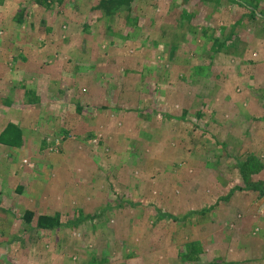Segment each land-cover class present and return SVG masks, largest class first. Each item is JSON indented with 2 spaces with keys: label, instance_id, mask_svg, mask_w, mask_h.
I'll return each instance as SVG.
<instances>
[{
  "label": "rangeland",
  "instance_id": "rangeland-1",
  "mask_svg": "<svg viewBox=\"0 0 264 264\" xmlns=\"http://www.w3.org/2000/svg\"><path fill=\"white\" fill-rule=\"evenodd\" d=\"M0 35L39 104L0 264H264V0H0Z\"/></svg>",
  "mask_w": 264,
  "mask_h": 264
},
{
  "label": "crops",
  "instance_id": "crops-1",
  "mask_svg": "<svg viewBox=\"0 0 264 264\" xmlns=\"http://www.w3.org/2000/svg\"><path fill=\"white\" fill-rule=\"evenodd\" d=\"M11 24L12 25H10L9 27L15 28V23H11ZM1 33H2V30H1ZM16 42H18L17 38H13L12 40L9 41V43L11 45H15ZM5 43H7V42H5ZM0 53L2 54L3 52H0ZM18 54H19L18 52L16 53V55L14 53H11V56H13L14 60L16 59L15 61H18L17 64L13 65V62H6V63L0 65V92L3 91L2 92L3 95L1 93L0 94L2 95V98H5L4 100H6L8 102L9 101L8 98H10L11 102H12V104L9 105V109H7V112H5L4 107H1V109H0V123H1L0 135L7 128V126L10 124L16 125L21 130V139L18 142V144L9 145V144H6V143H3L0 141V149L6 150L7 152H8V150H10L11 151L10 153H12V154H16L17 152H21L27 146V144H28L27 133H28V126L30 124V123H28L30 120V117L27 115V113H28L27 108H31V107L35 108L36 106L39 105L38 103H35V102L28 103L27 105L19 104L20 101L17 98V94L20 93L19 91L21 89L17 88L18 87L17 83H19L21 79L16 77L17 74H15V72L20 71V70H29L30 66H29V64L23 62L26 55H23L22 53H20V57H19ZM20 59H21V62H19ZM18 63H19V65H18ZM21 63H23V67H20ZM5 65H6V67H5ZM10 78H12V79H10ZM35 78L37 79L36 76H35ZM28 89H29L28 91H30L32 89V87L31 88L28 87ZM50 101H53V98H51ZM5 113H7V114H5ZM4 114L7 116H5ZM54 146H55V144H53L52 142L49 141L47 149L51 150V152H54V150H53ZM4 169L8 170V169H10V167L6 166V167H4ZM5 212H7V211L5 210ZM42 214L55 216L56 212H54V211L36 212L35 213L36 219H38V216L42 215Z\"/></svg>",
  "mask_w": 264,
  "mask_h": 264
},
{
  "label": "trees",
  "instance_id": "trees-1",
  "mask_svg": "<svg viewBox=\"0 0 264 264\" xmlns=\"http://www.w3.org/2000/svg\"><path fill=\"white\" fill-rule=\"evenodd\" d=\"M21 139V130L14 124H10L1 133L0 141L9 145H16ZM33 213L31 212V215ZM60 223V217L58 215H46L42 214L38 216L37 224L40 228L50 229Z\"/></svg>",
  "mask_w": 264,
  "mask_h": 264
}]
</instances>
